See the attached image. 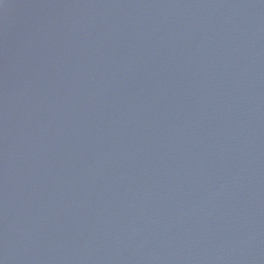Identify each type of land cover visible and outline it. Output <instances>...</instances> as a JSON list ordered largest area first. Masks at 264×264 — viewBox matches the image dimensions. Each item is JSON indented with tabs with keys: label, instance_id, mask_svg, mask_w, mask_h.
I'll use <instances>...</instances> for the list:
<instances>
[{
	"label": "water",
	"instance_id": "obj_1",
	"mask_svg": "<svg viewBox=\"0 0 264 264\" xmlns=\"http://www.w3.org/2000/svg\"><path fill=\"white\" fill-rule=\"evenodd\" d=\"M0 264H264V0H0Z\"/></svg>",
	"mask_w": 264,
	"mask_h": 264
}]
</instances>
